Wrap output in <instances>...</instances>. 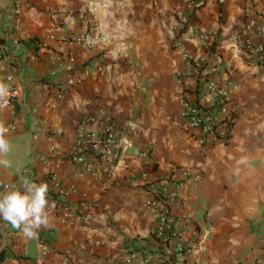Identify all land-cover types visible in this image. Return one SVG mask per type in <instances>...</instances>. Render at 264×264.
<instances>
[{"label": "crops", "instance_id": "obj_1", "mask_svg": "<svg viewBox=\"0 0 264 264\" xmlns=\"http://www.w3.org/2000/svg\"><path fill=\"white\" fill-rule=\"evenodd\" d=\"M185 1L0 0V77L18 67V96L1 116L10 166L0 167V192L23 177L50 190L58 164L72 213L50 199L51 223L33 239L0 220V264H37L44 248L50 264H112L127 251L160 264L149 204L159 180L179 194L182 264H264V71L252 49L232 42L249 18L264 20V0H191L192 9ZM82 33L98 43L61 40ZM248 36L259 42L255 27ZM184 52L239 84L226 144H200L182 126L181 99L205 102ZM71 76L81 82L66 84ZM83 122L98 134L107 122L116 129V158L88 152L95 175L79 176L69 157Z\"/></svg>", "mask_w": 264, "mask_h": 264}, {"label": "built area", "instance_id": "obj_2", "mask_svg": "<svg viewBox=\"0 0 264 264\" xmlns=\"http://www.w3.org/2000/svg\"><path fill=\"white\" fill-rule=\"evenodd\" d=\"M186 7L192 9L195 4L191 0L185 1ZM182 16V12L179 13ZM255 27L257 34L260 36L259 42L255 45L248 36L250 30ZM196 31V27L193 29ZM48 39H56L53 33L48 35ZM61 40H69L79 45L88 48L94 47L98 43V37L82 33L74 38H62ZM227 40L225 39V42ZM232 42L237 46L245 49H252L250 55L261 66L264 71V20L259 24L253 18H249L243 25L241 31L236 33ZM39 48H45L47 42L36 41ZM183 58L190 61L194 66V70L203 77L204 84L202 86L201 95L205 99L203 105L199 104L195 99L183 98L181 99L182 108L180 110V118L184 129L191 131L200 144H226L230 139L235 123V114L233 109V93L239 88L238 82L227 77L218 79L212 76L217 73L218 66L212 65L204 68V61L202 58H194L189 53L184 52ZM73 60V58H70ZM99 73L102 72V66L97 67ZM18 72V67L9 63L8 72L2 78L0 83L6 85V94L0 98V125L4 127L1 119L2 112L11 107L13 101L18 96V88L15 84V76ZM89 74L86 69L83 77ZM82 79V76H81ZM81 79L75 81L73 76L67 78L66 84L72 85L75 82H81ZM198 91V89H196ZM199 91V92H200ZM62 96V94H58ZM13 111L11 110V114ZM93 119V118H92ZM9 130H14L16 127L13 123L7 124ZM117 144L116 129L111 122L103 125L101 132L98 134L88 129L85 123H81L77 129L74 147L70 153V159L80 165L79 176L84 174L96 173L92 169L91 163L88 161V152L104 153L117 157L114 148ZM53 150V147H51ZM57 167L50 170L49 181V199L60 198L62 200L60 206L56 209L57 212L65 211V217L72 216L66 203L68 189L64 188L60 183L57 174ZM183 175L188 174L187 171L182 170ZM199 178V175L195 176ZM156 197L149 202L151 208L156 213V223L154 235L156 237L155 256L160 264H182L186 254L189 251L188 240L178 231L175 225V218L173 216V209L178 207L179 194L177 190L168 188V181L159 180L156 183ZM47 250L44 248L40 251V256L37 264H50L45 255ZM151 255L146 254L141 257L137 256L135 251H127L116 259L112 264H151Z\"/></svg>", "mask_w": 264, "mask_h": 264}, {"label": "clouds", "instance_id": "obj_3", "mask_svg": "<svg viewBox=\"0 0 264 264\" xmlns=\"http://www.w3.org/2000/svg\"><path fill=\"white\" fill-rule=\"evenodd\" d=\"M6 87L0 83V98L6 94ZM9 149L5 129L0 125V167L10 166V162L4 158ZM54 208L55 202L49 199L46 182L23 177L18 185L0 192V220L18 230L26 239L37 238L39 230L50 225Z\"/></svg>", "mask_w": 264, "mask_h": 264}, {"label": "trees", "instance_id": "obj_4", "mask_svg": "<svg viewBox=\"0 0 264 264\" xmlns=\"http://www.w3.org/2000/svg\"><path fill=\"white\" fill-rule=\"evenodd\" d=\"M2 259V257H0V260Z\"/></svg>", "mask_w": 264, "mask_h": 264}]
</instances>
